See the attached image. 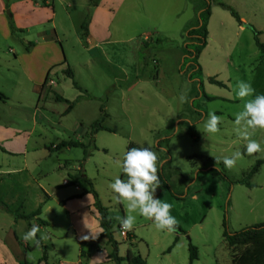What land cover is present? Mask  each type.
Masks as SVG:
<instances>
[{"label":"rangeland","instance_id":"374dc122","mask_svg":"<svg viewBox=\"0 0 264 264\" xmlns=\"http://www.w3.org/2000/svg\"><path fill=\"white\" fill-rule=\"evenodd\" d=\"M57 1L56 23L63 26L64 32H59L66 36L65 56L81 90L73 87L63 67L49 72L48 90L43 89L39 99L29 76L36 73L38 80L43 52L27 51L22 39H35L34 34L50 29V11L32 13V19L42 23L35 28L22 19V7L16 6L20 0H0V93L8 99L0 100V146L6 152L0 149V264H112L107 259L111 247L100 238L94 198L88 193L91 186L108 210L119 256L125 257L130 249L147 264H231L223 221L230 233L264 222V152L247 155V141L237 137L233 124L244 103L236 98L238 82L250 84L254 95H264V55L253 32H260L264 43V0H217L238 14L241 25L215 0H144L134 6L129 2L139 0H126L111 22L112 34L121 41L92 52L77 44L79 22L89 9L85 0H69L72 10L66 9L65 0ZM208 5L207 45L198 59L197 77L188 60L183 63L184 44L186 31L197 26ZM19 25L27 30H19ZM148 34L151 39L145 43ZM48 51V60L63 61L58 47ZM56 96L76 100L73 110L66 113L67 103L56 101ZM101 109L107 115L102 126L108 131L94 135V149L89 142L91 125ZM212 112L221 117L220 132L208 136L203 129ZM251 139L264 146V131H256ZM69 140L80 141L85 148L53 151L52 146ZM130 143L156 153L157 169L162 168L178 198L159 189L155 198L172 205L170 214L181 232L157 230L152 221L113 199L109 185L121 176L118 164ZM235 152L241 158L234 168L220 165ZM192 156L217 163L199 170L187 160ZM258 161V171L248 178ZM80 173L85 179L64 186L68 175ZM240 180L249 185L236 183ZM36 209L38 218L48 223L36 226V239L43 243L38 246L23 240L32 229L28 226L38 222L36 216L26 218ZM126 215L136 216L131 238H122L118 231V217ZM13 233L29 247L25 260V248L16 244ZM189 244L198 251L192 263ZM81 249L87 256L80 258ZM16 254L21 256L17 260L11 257Z\"/></svg>","mask_w":264,"mask_h":264},{"label":"clouds","instance_id":"9594fccd","mask_svg":"<svg viewBox=\"0 0 264 264\" xmlns=\"http://www.w3.org/2000/svg\"><path fill=\"white\" fill-rule=\"evenodd\" d=\"M255 90L248 83L238 82L236 86V98L244 101L243 109L235 114L234 131L238 138L246 143V154L252 156L254 153L264 152V146L251 135L256 131H264V95H254ZM253 99H246L252 97ZM181 97V101H183ZM221 117L215 112L208 115L204 123L203 132L208 136L220 132L219 125ZM241 158L240 152H235L231 157L222 160L226 169H232ZM157 155L150 147L131 148L125 152L123 159L119 162L122 174L126 179L117 176L109 187L113 193V199L117 203H126L130 213L152 221L157 230L169 232L175 231L178 221L170 214L172 205L155 198L156 189L160 181L157 175ZM217 162V161H216ZM120 227L131 231L136 222V216L126 215L119 218ZM39 229L33 226L23 236L25 241H34L38 246L40 241L36 239ZM43 239V237H41ZM84 239H88L87 236Z\"/></svg>","mask_w":264,"mask_h":264},{"label":"trees","instance_id":"16d2710c","mask_svg":"<svg viewBox=\"0 0 264 264\" xmlns=\"http://www.w3.org/2000/svg\"><path fill=\"white\" fill-rule=\"evenodd\" d=\"M216 1V4L219 5L221 8L228 10L232 17L236 19V21L241 25L242 22L238 16V14L227 4ZM211 16L210 6L208 5L205 10L201 11L199 14V22L197 26L190 28L186 31V39L187 42L185 43L184 49H185V55L183 57V63L186 62V59L188 60L187 63L191 65L192 71L194 74L199 77L201 76V67L198 64V59L200 57V54L204 50V48L207 45V37H208V21ZM254 37H255V44L256 47L261 51V53L264 55V44L259 40L260 32L253 30ZM66 76L72 79V85L75 89L81 90L77 83L73 80L74 74L73 71L67 67L65 70ZM191 78V76H190ZM213 82V80H211ZM206 99L210 100V98L206 97ZM56 101H64L67 103V109L66 111L69 112L74 105V102H69L66 100H63L60 96H56ZM100 118L95 121L91 125V141L93 142V136L99 132V131H108L104 126H102V123L106 117L103 109L100 110ZM192 128H189L190 135L193 136V132L191 130ZM76 148L81 147L85 148L83 144L73 142V141H62L58 145L55 146L54 150L58 151L64 148ZM131 148H141L139 145L130 143L127 146L126 151H128ZM1 150H3L0 147ZM96 149V148H95ZM84 157H87L86 152L84 151ZM187 160L190 162L191 166L193 168H198L199 170L202 168H205L208 165L216 164V160L212 158H204L201 156H192L188 157ZM200 163V165H198ZM261 164V161L256 162V164L253 166V168L248 173V178L256 173L258 171V168ZM221 166H224L222 161L220 162ZM214 168H210V170H213ZM216 172L219 174V177H222L225 180H228L226 175L220 171L216 170ZM157 175L159 177L160 181V187L157 188L159 190H167L171 193L172 196L178 198L172 191L168 180L165 178L162 168L158 169ZM83 177V176H82ZM70 178V184L73 185L77 179V177H69ZM121 179H126V177L121 174ZM85 179V178H84ZM247 179V178H246ZM245 179V180H246ZM245 180H240L236 183L243 184V185H249L246 183ZM88 193L92 194L94 198V208L98 215V221H99V228L101 230L100 238H103L106 240L107 244L111 247V252L108 255V260L112 262V264H147L146 260L143 259L139 254H134L130 249L127 251L125 257H120L118 254V243L113 238L112 233V225L109 219L108 210L101 204L99 197L97 193L93 190V187L91 186ZM3 207L10 212V209L3 205ZM40 215V209H37L33 214L27 215V219L32 218L34 216ZM42 224L47 225L46 222H42ZM179 232L181 230L179 228H176ZM128 237H133L132 234H128ZM223 241L225 243L226 248L228 249L231 257V264H264V222L254 224L252 226L243 228L239 231H236L234 233H230L227 229L226 220L223 221V233H222ZM80 246L84 245L83 241L79 242ZM48 250L47 247L44 248V253L42 256V260L46 262V251ZM189 261L192 263L193 261L197 260L198 257V251L197 248L189 244ZM170 251V249L168 250ZM87 256V254L84 253V251L80 250V258H83Z\"/></svg>","mask_w":264,"mask_h":264},{"label":"crops","instance_id":"0c3cea01","mask_svg":"<svg viewBox=\"0 0 264 264\" xmlns=\"http://www.w3.org/2000/svg\"><path fill=\"white\" fill-rule=\"evenodd\" d=\"M1 1H4V0H1ZM20 1L21 2L17 3L16 6L22 7V11H23L22 19H24L25 22H31L35 26V28H37V27L40 28L42 26V23L38 19L33 20L31 17L32 13H34L35 11H43L41 9H47L50 11V13L48 14L49 17H48V21H47V24L50 26L49 27L50 29L43 30L42 32L41 31L37 32L36 34L33 35L35 39H32V38H30V40L22 39L25 42V45H27L26 46L27 51H29V50L30 51H36V52L38 51V53L43 52L42 60L44 62H41V61L40 62L43 64L44 67H43L42 73L39 75L38 80H37V77H35V75H34L36 73H32L29 76L31 78L32 82H34L36 92L39 94V99H41V97L43 95L42 94L43 89H44V93L48 90L47 88L45 89V85H46L45 81L47 80V78L49 76V72L55 71L56 69H63V67H66V68L69 67L70 68V66H71L69 64L66 56H65V52H64V48H63V43H64V39L66 38V36H65V34L60 33V32H62V33L64 32L63 26L58 25L56 23V20H57L56 3H58V1L57 2H55L56 0H28V1L27 0H20ZM125 1L126 0H85L86 7H89V9H87V15L86 16L82 15L83 18L79 22V32L77 35L78 36L77 37V44H79L80 47L82 49H84L85 51H91L92 52L97 47H99L103 44L120 42L121 40H118L115 37V35L112 34V31H111L112 30L111 29L112 23L111 22H112L113 18H116L117 15L119 13H121L120 11H121V8L124 6ZM143 1L144 0H139V2L138 1L129 2V6H130V4L132 6H134L135 4H139V3L143 4ZM63 3H66V4H64L66 6V9L72 10L73 6L69 0H65V1H63ZM32 21H35V22H32ZM18 28H19V30H21L23 32L27 30V29H23L24 28L23 25H19ZM189 28H191V27H189ZM49 30H50V32H49ZM260 35H261V33H260ZM150 39H151L150 35L149 34L146 35L144 38L145 43L149 42ZM169 42H171V41H169ZM184 46H185V44H184ZM55 47H58L61 50V52L64 53L63 61L61 58L57 59L56 61H52V59L51 60L47 59V58H49V55H48L49 51L48 50H50V48H55ZM15 57H16V54H14V58ZM54 86H56L55 82L53 83L52 86H49V87L51 89ZM60 97L63 100H66L62 96H60ZM0 100L4 102L8 99L2 93H0ZM66 101H69V100H66ZM69 102H74V105H73V108H74L76 100L69 101ZM73 108L71 110H73ZM69 112L66 111V113H69ZM93 140H94V136H93ZM69 141H73V142H77V143L82 144V142L77 141V140H69ZM90 141H91V137H90L89 142ZM94 143H95V140L93 141V146L95 149L96 147H95ZM52 147L55 148V146H52ZM53 151H55V150H53ZM2 152L6 153L4 150H2ZM68 176L77 177V179L73 185L77 184L78 179L80 177L83 176L82 178H85V176L82 175V173H80L79 177L77 176V174L76 175H68ZM69 184H70V178L68 181L67 180L64 181L65 187L68 186ZM46 198L49 199V195L46 194ZM70 198H72V197H70ZM3 205H5V204H1L2 207H3ZM3 209L6 210L4 207H3ZM34 212H31L30 214H33ZM38 217H39V215L36 216L38 222L36 223L35 226H47L48 225L47 222H46L47 225L42 224L41 223L42 220H40ZM42 222H45V221H42ZM28 227H29V229H31L33 226L29 225ZM128 234H130V231H128ZM12 239H14V241L16 242V244L18 246L22 245L25 248L24 249V257H23V259H24L25 255H26L25 250L29 249L28 245L27 244L24 245L23 243H21V241H19L17 239L15 233H13ZM37 240L40 241L39 244H41V245L43 244L40 239H37ZM0 244H1V242H0ZM45 247H47V246H44V248ZM44 248H43V253H44ZM1 251L2 250L0 248V253H1ZM46 253H47V251H46ZM11 257L13 259L17 260L21 256L19 254H16V255H12ZM46 257H47V254H46Z\"/></svg>","mask_w":264,"mask_h":264},{"label":"built area","instance_id":"2783aa9c","mask_svg":"<svg viewBox=\"0 0 264 264\" xmlns=\"http://www.w3.org/2000/svg\"><path fill=\"white\" fill-rule=\"evenodd\" d=\"M118 231L120 232V235L122 236V238H127V236H128V231H127V230H123V229L119 226Z\"/></svg>","mask_w":264,"mask_h":264}]
</instances>
